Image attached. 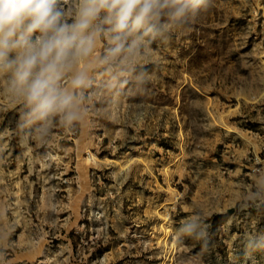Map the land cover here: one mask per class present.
I'll list each match as a JSON object with an SVG mask.
<instances>
[{
    "label": "rangeland",
    "instance_id": "1",
    "mask_svg": "<svg viewBox=\"0 0 264 264\" xmlns=\"http://www.w3.org/2000/svg\"><path fill=\"white\" fill-rule=\"evenodd\" d=\"M180 6L96 22L71 120L0 74V264H264V0Z\"/></svg>",
    "mask_w": 264,
    "mask_h": 264
},
{
    "label": "clouds",
    "instance_id": "2",
    "mask_svg": "<svg viewBox=\"0 0 264 264\" xmlns=\"http://www.w3.org/2000/svg\"><path fill=\"white\" fill-rule=\"evenodd\" d=\"M180 5L181 0H79L74 22L68 24L63 22L57 0H0V74H10L12 88L24 96L39 118L64 112L71 120L74 97L58 81L92 53L96 38L104 31L96 22L110 26L106 35L114 34L107 59L117 56L123 38L160 8L173 6L179 15L184 11ZM86 79L79 72L71 84L79 88Z\"/></svg>",
    "mask_w": 264,
    "mask_h": 264
}]
</instances>
